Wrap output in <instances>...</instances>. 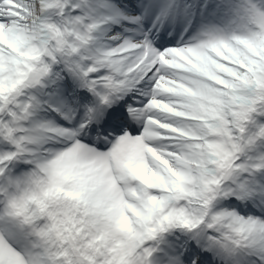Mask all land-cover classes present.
Masks as SVG:
<instances>
[{
    "label": "snow or ice",
    "instance_id": "6c2138e0",
    "mask_svg": "<svg viewBox=\"0 0 264 264\" xmlns=\"http://www.w3.org/2000/svg\"><path fill=\"white\" fill-rule=\"evenodd\" d=\"M0 264H264V0H0Z\"/></svg>",
    "mask_w": 264,
    "mask_h": 264
}]
</instances>
